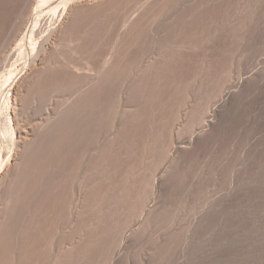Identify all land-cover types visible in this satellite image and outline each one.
<instances>
[{
	"label": "rangeland",
	"instance_id": "374dc122",
	"mask_svg": "<svg viewBox=\"0 0 264 264\" xmlns=\"http://www.w3.org/2000/svg\"><path fill=\"white\" fill-rule=\"evenodd\" d=\"M62 1L75 2V6H73L74 10H72L71 15L69 14L70 16L68 14L65 16L61 12H58L57 16L52 13L55 12V6L59 5ZM95 1L96 0H0V144L2 150L0 173L4 169L5 164L12 159V154L8 151L6 146L8 128L5 117L9 107V102H7L9 97L8 94L12 92L17 78L25 76V73L28 71V64L31 62L29 60H32L31 58L43 54V58L47 62L44 68H42L44 70L40 69L37 72H33L34 74H32L31 79H29L30 77H26L27 80L25 78L26 82L23 79L21 84L27 83L26 86L23 84L25 87L20 84V88L23 87L21 90L25 89L23 91L26 92L22 91L17 113L22 115L21 113H24V104L26 106L29 104V107H25L26 114L24 113L25 116L29 115V118L27 117L28 119L26 120L25 117H21L19 114L18 116L23 118H19L21 121H28V124L31 122V130L33 133L31 138L35 137L31 139V142H28L29 145H26L24 148L25 150H21L20 153L22 155L20 156V153L18 154L16 165L9 175L3 177L2 179L4 180H0V184L2 185L0 186V203L2 204H0V210L2 211H0V230H3L4 234L3 235L0 231L2 235V237L0 235V245L5 244V246H0V252H3L0 253V264L3 262H8L9 264H50L51 260H53L52 264H71V262L72 264H74V262L75 264H96V261L98 264H108L109 260L111 264H264V0H165V2L163 0H141V2L140 0H122L123 2L121 0H106L107 2L98 1L97 3ZM158 1L160 2L158 3ZM187 1L188 4H186ZM149 4H152L151 8ZM180 4L182 8L180 7L178 9L177 7H179ZM139 7L142 10L139 9ZM144 7H147V10ZM174 9L175 13L173 12ZM60 13L63 16H59L61 15ZM51 14L54 15L52 16L53 18ZM40 16L41 18H39V21L37 17ZM134 18L135 20H133ZM36 19L38 20V23L36 22L37 25L35 24ZM64 20L66 22L68 20L65 26ZM129 20H131V22ZM154 22L157 23L155 24ZM160 23L162 25H160ZM30 26L31 28L33 27L32 30ZM162 26L164 27L162 28ZM131 27L132 29H130ZM152 28L157 31H151ZM30 33L32 35H30ZM29 36H32L31 39H28L30 38ZM152 40L155 41V43ZM148 60H150L149 63L147 62ZM104 61L106 62L105 64ZM59 63H62V65ZM101 65L103 66L102 70ZM55 68H57V70ZM49 69L52 71L50 72ZM88 69L90 71H88ZM105 69L107 70L105 71ZM74 70L77 71L75 72ZM83 71H93L91 72L92 74H86H88L87 76H89V74L93 76L92 79H94L91 84L95 82L97 84L90 85L89 82L91 79L89 81V78H86L87 76ZM102 71L104 72L102 73ZM136 71L140 72H138L135 77L134 73H136ZM99 73H101V79L99 78ZM42 74L46 76L43 77ZM82 74H84L87 79H85L86 81ZM101 75H104L105 78L104 76L101 77ZM131 75L134 77L132 76V78ZM249 75L250 81L248 80L238 91H236L237 88L230 87V89L232 88V94L229 97L230 100L228 98L226 101H220V99L222 100L223 98L218 96L219 89L224 88L226 92L228 88L225 89V87H228V85L232 83L235 84L240 77H248ZM39 76H41V78H39ZM49 76L51 77L49 78ZM7 77H9V79H7ZM48 78L50 80H48ZM42 79L45 81H42ZM95 79H98V82ZM83 81L87 85V88H85L86 85ZM103 84L104 86H102ZM81 85L87 90H82ZM29 86L30 88H28ZM88 88L91 90L88 91ZM79 90H81V92ZM84 91L86 92L85 94ZM28 92L31 94L29 97L27 95ZM34 92L37 93L33 94ZM80 93L86 95L85 98L88 97V95L91 97L85 99ZM33 95L36 96L33 97ZM78 96L83 98L84 105H82V100L79 99ZM32 97L35 98L33 101L31 100ZM232 98L234 99L232 100ZM21 100H24L26 103ZM34 101H36V103ZM77 101L83 107H81ZM209 101L220 102V104L217 102V106H221L223 102V107L221 106L222 108L218 107V110L216 109L218 112L216 111V114L214 113L215 118L213 114L211 117L214 119L210 118L212 121L208 127H203L204 130L206 128L204 131L202 129L204 125L196 120H198L197 117L200 116L201 112L204 110V104L206 105ZM30 102L32 104H30ZM62 104L63 106L61 107ZM119 105L120 107L122 106L121 110ZM226 105L228 106L226 107ZM78 106H80L79 109ZM26 108L30 111H26ZM19 109L21 111H19ZM54 109L57 110V113H55V116H52L55 112ZM86 109L88 111H84ZM34 110L35 112L33 113L32 111ZM90 110V114L94 112V114H92L94 119L87 113ZM119 110L122 111V114L117 113L120 112ZM63 111H66L68 117H63L64 115L61 116L62 114H66L63 113ZM77 111L80 115L85 116L87 122L84 116L80 117L76 115L78 114ZM81 112L87 113L88 116L83 113L81 114ZM36 113L37 117H35ZM59 113L62 114L60 115ZM31 114L35 119L31 117ZM58 114V117L63 118H61L60 121V118H54L57 117L56 115ZM105 114L107 115L104 116ZM116 114H121V117L123 115L122 118L125 119L123 120ZM42 115H47V117L44 116L43 119V117H41ZM208 116L210 117V115ZM38 118L39 120L34 123L32 122ZM55 119L59 122H55L56 126L58 124L57 127L59 128L57 129H59V131L56 129L55 124H52ZM118 119H121V121L123 120L122 122L126 120V123L124 122L121 124V121L117 122ZM83 120L86 123L82 122ZM51 121L52 123H50ZM65 121L67 123V128L70 126L69 132L65 130L67 133L63 131V128L66 126V123H64ZM60 122L62 124L64 123L63 125L65 126ZM50 124L52 128L54 126L55 128L53 129L57 131L53 130ZM60 124L63 127H61ZM200 124H202V126ZM85 125H87L86 128ZM95 125L96 127H94ZM48 127L51 132L46 129ZM38 128L40 129L36 130ZM189 129L190 131H188ZM198 130H200L202 134H199L200 131L198 132ZM83 131L86 134H84ZM58 132H60V135ZM81 132L83 134H81ZM49 133L52 134L48 135ZM54 133L58 134L51 137ZM61 133L66 135L62 136ZM68 133L69 136H67ZM73 134L75 137H73ZM107 134L109 135L107 139H105ZM192 134L196 135L197 138L194 136L193 140H195H191V142H189L190 146H188L186 143L190 139L189 135L192 136ZM98 136H100V138ZM58 137H61L60 139L68 137L66 139L69 140L62 139V141L66 140V142L63 143L60 141L61 143L59 142L58 146L56 145V141L60 140ZM101 137H104V141ZM109 137H111V139H109ZM40 138H43V140ZM46 138H50V140L48 141ZM54 138L58 139L56 140ZM96 138L103 142L106 140V145L109 143L108 140H111L109 143L110 145L103 146L105 143H100L98 140L96 141ZM70 139H73L74 142H71ZM51 140H53L54 143H52ZM36 142L37 144H43V142H45V146L51 145V147H45L44 144L43 146L39 144L40 146L35 147L36 144L34 143ZM31 143H33L34 146ZM67 143L69 145H67ZM99 143L102 145V148ZM60 144L62 145L61 147L66 150L62 149ZM184 144L185 147L181 150H176V147L180 145L184 146ZM53 145L54 147L56 145L57 153L54 151L56 148L52 147ZM39 147H41V150H39ZM74 147L77 149L71 150V148ZM88 147L90 150L93 149L92 151L95 153L92 154L93 152L91 153ZM169 147H171V154L169 153ZM43 148L44 150L48 148L49 153L52 154H49L48 150L44 151ZM26 149L30 152H27ZM35 149H38L40 153ZM51 149L57 155L60 149H62L63 153H59V158L53 156L54 160H52V155L55 154L54 152H50ZM94 149L96 150L94 151ZM103 149L104 151L102 152ZM97 150L99 151L98 154ZM42 151L45 154L48 153L49 156L51 155L48 160H45L48 155L45 157V154H41L43 153ZM69 151H71V153H69ZM25 152L28 153V155H25ZM169 154L173 156V160ZM41 155L45 158H41ZM83 155L87 156L86 161L84 160L86 157ZM22 156L26 157V159ZM97 156H99L100 159ZM168 156L171 157L170 160ZM21 157L22 160H20ZM29 160L32 161V163L29 162ZM34 160H39L38 162L40 165L37 162L33 163L35 162ZM43 160L47 163L49 160L50 163L53 162L48 164L50 165L49 167L47 163L46 165L44 164L45 166L43 165ZM54 161H57V163L55 162L56 165ZM82 162L84 163L83 166L81 165ZM29 163L30 165H28ZM41 164L43 166L42 169ZM52 164L57 167L55 170V166H51ZM35 165L37 167H35ZM170 165L172 167H170ZM23 167L26 170H24ZM48 167H53V169L51 168L50 170ZM36 169H40V172L44 174L42 175L36 172L38 176L41 174V176L37 177L45 180L44 183L43 180L41 183H39L40 179L36 180L37 178L35 177L37 174L33 173ZM43 169H48V171ZM162 169L163 173L161 172ZM22 170L23 172L21 173ZM59 170L60 172H56ZM78 170H80L81 173ZM25 171H29L28 173L30 174H25ZM11 173L14 175L12 176ZM79 173L81 175L83 173V175L81 176ZM90 173L92 175H90ZM23 175H25L26 178L25 176L23 177ZM46 175L49 177H45ZM154 175H158V178ZM29 176L34 178L36 184L32 178V183L30 179H27ZM151 177L157 178L156 185L158 187L152 186L154 179H151ZM76 179H79L77 183L78 188L75 184L77 182ZM19 181L20 183L18 185ZM24 182L28 184L25 185ZM12 183L17 186H14ZM149 183L152 185L148 186ZM29 184H32L34 187ZM46 184H48V186ZM50 185L52 186L49 187ZM83 185L84 187L82 188ZM21 186H25V188ZM35 187L37 189H35ZM39 187H42V189H39L40 193L36 192V190L39 191ZM152 187L153 191H151ZM27 188H31L32 192ZM49 188H51L52 191ZM19 189L22 190L19 191ZM23 189L28 191H24L23 193ZM44 189L47 190L45 191ZM41 190L45 193L43 191L41 192ZM74 190L77 196L74 195ZM128 190L131 192L136 191L131 193ZM29 191L32 195L36 192V196H32L34 201L32 197H30ZM4 192L5 194H3ZM37 193L40 196H38ZM126 193L128 194L126 195ZM151 193H153L154 196ZM6 194L9 195L6 196ZM42 194L46 197L44 196L42 198ZM22 195L25 196L26 199L25 197H21ZM9 196L13 199L11 200ZM106 196L108 197L106 198ZM18 197H21L20 202ZM155 197H157V200ZM146 198L149 202L145 200ZM14 199L18 203L15 204ZM79 199L82 201H80V204H77V202L79 203ZM152 199H154L152 201L153 203L150 201ZM25 201L29 203L39 202V204H28ZM19 203L21 204L19 205ZM138 203L141 207H139ZM46 204H49V208ZM14 205L15 208H13ZM28 205L30 208L27 207ZM17 206L21 208L23 213L21 210L17 209ZM73 206L77 208L75 209ZM70 207H73L76 211L74 212L73 208L71 211ZM148 207L153 208L150 209ZM27 208L28 210H26ZM3 209L4 216L2 214ZM153 209V213H150ZM10 212L13 213L12 216ZM24 213L27 216L24 215ZM8 215L10 216L7 218ZM29 215L32 216L30 217ZM10 217H13L14 223ZM23 218L24 221H20L23 220ZM9 220H11V222ZM113 221L115 223H113ZM17 222L20 224H17ZM96 222L99 223H97L98 226ZM68 224L70 226H68ZM74 224L76 225L74 226ZM7 225L10 228H8ZM13 225L16 228L12 227ZM131 226H134V228H131ZM17 227L20 231L22 230L21 233L24 232V234L22 233V238V234L20 235V231ZM25 227L29 230H25ZM41 228H43V230ZM104 228L108 231L106 232ZM13 230L14 232H12ZM16 230L18 231L16 232ZM37 231L38 235L40 234L39 236L37 235ZM4 232H8V235ZM73 234L75 235L73 236ZM107 234L109 236H107ZM111 235L114 238L111 239ZM19 236L20 238H18ZM77 236H80L79 239ZM125 236L129 241H127V238H124ZM84 237H86L85 240ZM1 238H3V240ZM8 238L12 239L10 240L13 242H10L11 245ZM4 239L7 241L5 242ZM113 239H115L116 242ZM95 240L97 242H95ZM75 241L78 242L74 244ZM113 241L114 243L112 244ZM21 242L22 244H20ZM93 242L95 246L92 244ZM72 243L74 245L71 246ZM117 243H119L118 246ZM54 244H56V248L52 247ZM64 245H67L66 248ZM90 247H92V249ZM4 248L9 251L8 256L6 249L3 250ZM59 248L62 249L59 250ZM70 248L71 250L69 251ZM87 249L89 252H87ZM19 250L20 252H18ZM35 250L36 252H34ZM56 253H59L57 255L58 257H54ZM76 253L78 256L75 257L74 255H76ZM21 256L24 259H21ZM110 256H114L113 258L115 261L113 260V262H111L113 258ZM50 257H52V259ZM93 257L96 261L92 259ZM115 257L117 258L115 259ZM1 258H3V260ZM18 258L19 260H17Z\"/></svg>",
	"mask_w": 264,
	"mask_h": 264
},
{
	"label": "bare ground",
	"instance_id": "6f19581e",
	"mask_svg": "<svg viewBox=\"0 0 264 264\" xmlns=\"http://www.w3.org/2000/svg\"><path fill=\"white\" fill-rule=\"evenodd\" d=\"M98 1H106V0H96L95 2L97 3ZM115 1H116V0H115ZM121 1H122V0H121ZM154 1H155V0H154ZM163 1L165 2V0H163ZM189 1H190V0H189ZM62 2H63V1H62ZM62 2H61L59 5L55 6V8H56V9H55L56 14H55V12H52V13H53L55 16L58 15V14H57L58 12L63 13V15H65V16H67V14H68V15H69V14L71 15L72 10H74V9H73V6H75V2L67 1V2H63V4H62ZM106 2H107V1H106ZM122 2H123V1H122ZM140 2H141V0H140ZM159 2H160V1H158V3H159ZM191 2H193V1H191ZM197 2H198V1H197ZM71 3H72V4H71ZM96 3H95V4H96ZM102 3H103V2H102ZM151 3H152V2H151ZM158 3H157V5H158ZM98 4H101V3H98ZM115 4H116V3H115ZM119 4H120V3H119ZM155 4H156V3H155ZM186 4H188V1H187ZM191 4H194V3H191ZM96 5H97V4H96ZM111 5H112V4H111ZM117 5H118V4H117ZM147 5H148V4H147ZM149 5H150V4H149ZM151 5H152V4H151ZM151 5L149 6L150 8H151ZM183 5H184V4H183ZM194 5H195V4H194ZM203 5H204V4H203ZM102 6H103V5H102ZM141 6H144V5H141ZM145 6H146V5H145ZM185 6H186V5H185ZM199 6H201V5H199ZM135 7H136V6H135ZM155 7H156V6H155ZM157 7H158V6H157ZM159 7H160V5H159ZM161 7H162V6H161ZM180 7L182 8L181 4H180V6L177 7V8L179 9ZM183 7H184V6H183ZM144 8H145V7H144ZM146 8H147V7H146ZM146 8H145V9H146ZM177 8H176V9H177ZM198 8H199V7H198ZM101 9H102V8H101ZM139 9H141V8L139 7ZM171 9H172V8H171ZM136 10H138V9H136ZM141 10H142V9H141ZM143 10H144V9H143ZM146 10H147V9H146ZM150 10H151V9H150ZM180 10H182V9H180ZM184 10H185V9H184ZM189 10H190V9H189ZM144 11H145V10H144ZM144 11H143V12H144ZM100 12H101V11H100ZM173 12L175 13V9H174ZM179 12H180V11H179ZM189 12H190V11H189ZM61 13H60V14H61ZM64 13H66V14H64ZM147 13H148V12H147ZM149 13H150V12H149ZM174 13H173V14H174ZM176 13H177V12H176ZM180 13H181V12H180ZM190 13H191V12H190ZM190 13H189V14H190ZM53 14H51V17L54 16ZM141 14H142V13H141ZM141 14H140V15H141ZM191 14H192V13H191ZM63 15L61 14V15H59V16H63ZM70 15H69V16H70ZM132 15H134V14H132ZM136 15H137V14H136ZM147 15H149V14H147ZM186 15H187V14H186ZM47 16H48V15H47ZM47 16H46V17H47ZM145 16H146V15H145ZM192 16H193V14H192ZM140 17H141V16H140ZM143 17H144V16H143ZM143 17H142V18H143ZM168 17H170V16H168ZM171 17H174V16H171ZM175 17H176V16H175ZM183 17H184V15H183ZM190 17H191V16H190ZM39 18H41V16H40V17H37L38 20H39ZM52 18H53V17H52ZM52 18H51V19H52ZM132 18H133V16H132ZM146 18H147V17H146ZM152 18H153V16H152ZM152 18H151V19H152ZM177 18H178V17H177ZM37 19H36V21H35V24H36V25H37V23H38V20H37ZM68 19H69V18H68ZM137 19H138V18H137ZM140 19H141V18H140ZM140 19H139V20H140ZM144 19H145V18H144ZM190 19H191V18H190ZM133 20H135V18H134ZM141 20H142V19H141ZM170 20H171V19H170ZM39 21H40V20H39ZM64 21H65V20H64ZM73 21H74V20H73ZM125 21H126V20H125ZM129 21L131 22V20H129ZM142 21H144V20H142ZM36 22H37V23H36ZM67 22H68V20H67ZM67 22L65 21L64 26L66 25ZM77 22H78V21H77ZM130 22H129V23H130ZM147 22H148V21H147ZM174 22H175V21H174ZM185 22H186V21H185ZM142 23H143V22H142ZM152 23H153V22H152ZM154 23H155V22H154ZM156 23H157V22H156ZM156 23H155V24H156ZM168 23H169V22H168ZM182 23H183V22H182ZM71 24H72V23H71ZM131 24H132V23H131ZM158 24H159V23H158ZM122 25H124V24H122ZM127 25H128V24H127ZM160 25H162V24L160 23ZM160 25H159V26H160ZM171 25H172V24H171ZM178 25H179V23H178ZM178 25H176V26H178ZM31 26H32V25H31ZM31 26H30V28H31ZM64 26H63V27H64ZM129 26H130V25H129ZM148 26H149V25H148ZM154 26H155V25H154ZM156 26H157V25H156ZM159 26H158V27H159ZM33 27H34V25H33ZM33 27H32V28H33ZM36 27H37V26H36ZM124 27H125V26H124ZM126 27H127V26H126ZM151 27H152V26H151ZM163 27H164V26H162V28H163ZM32 28H31V30H32ZM35 29H36V28H35ZM124 29H125V28H124ZM128 29H129V28H128ZM130 29H132V27H131ZM154 29H155V27H154ZM154 29L152 28L151 31L156 32L157 30L155 31ZM157 29H158V28H157ZM166 29H167V28H166ZM27 30H28V29H27ZM31 30H29V31H31ZM33 30H34V29H33ZM126 30H127V29H126ZM180 30H181V29H180ZM122 31H123V30H122ZM166 31H167V30H166ZM123 32H124V31H123ZM128 32H129V31H128ZM160 32H161V31H160ZM152 33H153V32H152ZM123 34H125V33H123ZM127 34H128V33H127ZM155 34H156V33H155ZM158 34H160V33H158ZM25 35H26V33H25ZM30 35H32V34L30 33ZM129 35H130V32H129ZM162 35H163V34H162ZM158 36H159V35H158ZM158 36H157V37H158ZM29 37H30V38H28V39H31L32 36H29ZM129 37H130V36H129ZM158 38H159V37H158ZM127 40H129V39H127ZM131 40H132V39H131ZM153 40H154V37H153ZM153 40H152V41H153ZM155 40H156V39H155ZM31 41H32V40H31ZM31 41H30V42H31ZM116 41H117V39H116ZM153 42L155 43V41H153ZM132 43H133V42H132ZM132 43H130V44H132ZM16 44H17V43H16ZM22 44H23V43H22ZM127 44H128V43H127ZM154 45H155V44H154ZM20 46H21V45H20ZM32 47H33V46H32ZM30 48H31V47H30ZM33 48H34V47H33ZM128 48H129V47H128ZM31 49H32V48H31ZM22 50H23V49H22ZM26 50H27V49H26ZM32 50H33V49H32ZM35 50H36V49H35ZM40 50H41V49H40ZM20 51H21V50H20ZM28 51H29V50H28ZM37 51H39V50H37ZM41 51H42V50H41ZM27 53H28V52H27ZM40 53H41V52H40ZM20 54H21V53H20ZM28 54H29V53H28ZM37 54H38V52H37ZM21 55H22V54H21ZM29 55H30V54H29ZM113 55H114V54H113ZM22 56H23V55H22ZM30 56H31V55H30ZM109 56H110V55H109ZM31 57H32V56H31ZM31 57H30V58H31ZM43 57H44L43 54H39V55H37V56L31 58L32 60H29V61H31V62H30V64H28L29 67H28V71L25 73V76H21V77L17 78V80H16L15 83H14V84H15L14 86L11 84V85L13 86V88H12V92H9V94H8L9 97H8V101H7V102H9V107H8L7 114H6V117H5V122H6V125H7V128H8V131L6 130V131L8 132V133L6 132V133L8 134V137L6 136V137H7V141H8V142L6 141V146H7V148H8V151H10L11 154H12V159H10V160L8 161L7 164H5L4 169H3L2 172L0 173V180H4V179H2V178H3V177H6L7 175H9V173L11 172V170H12V169L15 167V165H16V161L18 160L17 158H18V156H19L18 154L21 152L22 149L25 150L24 148L26 147V145H27V144L29 145L28 142H29V141L31 142V139H33V138L35 137V136L33 135L34 137L31 138V137H32V134H33V133H32V130H31V126H32L31 122H29L30 124H28V123H27L28 121H27V122L24 121V120L21 121V120L19 119V118H21V117H25L26 120L29 118V115H28V116H25V114H26V113H25V107H27L29 104L27 103V104H28L27 106L24 104L25 107H23V108H24V113H25V114H24V113H21V114L24 115V116H22V115H20L19 113H17V110H18V107H19V105H20V99H21V96H22V91L25 90V89H22V90H21V88H23V87L20 88V84H21V82L23 81V79L25 80L26 77H27V78L30 77L29 79H31L32 74H34L33 72H35V71L37 72V71H39L40 69L44 68V66L47 64V62H46V60H45ZM111 57H112V56H111ZM14 58H15V57H14ZM20 58H21V57H20ZM20 58H19V59H20ZM25 59H26V58H25ZM107 59H108V57H107ZM153 59H154V58H153ZM20 60H21V59H20ZM155 60H156V59H155ZM115 61H116V60H115ZM149 61H150V60H148L147 62L149 63ZM17 62H18V61H17ZM108 62H109V61H108ZM152 62H153V61H152ZM152 62H151V63H152ZM48 63H49V62H48ZM54 63H55V62H54ZM54 63H53V64H54ZM105 63H106V62L104 61V64H105ZM142 63H143V62H142ZM154 63H155V62H154ZM14 64H15V63H14ZM59 64L62 65V63H59ZM114 64H115V63H114ZM116 64H117V63H116ZM146 64H147V63H146ZM51 65H52V64H51ZM63 65H64V64H63ZM140 65H141V64H140ZM144 65H145V64H144ZM152 65H154V64H152ZM94 66H95V65H94ZM104 66H106V65H104ZM107 66H108V64H107ZM47 67H48V66H47ZM50 67H52V66H50ZM59 67H60V66H59ZM90 67H91V66H90ZM102 67H103V66L101 65V70L103 69ZM114 67H115V66H114ZM52 68H53V67H52ZM88 68H89V65H88ZM95 68H96V67H95ZM98 68H99V66H98ZM109 68H110V67H109ZM111 68H112V67H111ZM141 68H143V67H141ZM55 69L57 70V68H55ZM61 69H63V68H61ZM93 69H94V68H93ZM138 69H139V68H138ZM145 69H146V67H145ZM147 69H148V67H147ZM42 70H44V69H42ZM47 70H48V68H47ZM99 70H100V69H99ZM106 70H107V69H105V71H106ZM112 70H113V69H112ZM112 70H110V71H112ZM135 70H136V69H135ZM141 70H142V69H141ZM49 71H50V69H49ZM51 71H52V70H51ZM51 71H50V72H51ZM74 71H75V70H74ZM74 71H73V72H74ZM76 71H77V70H76ZM76 71H75V72H76ZM88 71H90V70L88 69ZM88 71H87V72H86V71H83V72H85V75H86V76L88 75V74H86V73H91V72H93V71H91V72H88ZM95 71H96V70H95ZM110 71H109V73H110ZM12 72H13V71H12ZM46 72H48V71H46ZM53 72H54V71H53ZM66 72H67V71H66ZM79 72H80V71H79ZM79 72H77V73H79ZM103 72H104V71H102V73H103ZM138 72H140V71H138ZM138 72L136 71V73H134V74H135V77H136V74H137ZM142 72H144V71H142ZM142 72H141V73H142ZM13 73H14V72H13ZM41 73H42V72H41ZM43 73H44V72H43ZM61 73H62V72H61ZM105 73H106V72H105ZM105 73H104V74H105ZM131 73H132V72H131ZM141 73H139V74H141ZM236 73H237V72H236ZM63 74H64V73H63ZM75 74H76V73H75ZM80 74H81V73H80ZM91 74H92V73H91ZM91 74H89V76H87L86 78H87V79L89 78V81H90V79H91L90 82L88 81V82L90 83V85H92V84L95 85V83H96L95 81H94L95 83H92V84H91V82H93L92 80L94 79V78L92 79L93 76H91ZM100 74H101V73H99V78H100ZM134 74H133V75H134ZM239 74H240V73H239ZM12 75H13V74H12ZM35 75H36V73H35ZM35 75H34V76H35ZM39 75H40V74H39ZM96 75H97V74H96ZM106 75H107V74H106ZM133 75H131V77H132ZM253 75H254V74H253ZM253 75H252V76H253ZM259 75H260V74H259ZM36 76H37V75H36ZM42 76L44 77V76H46V75H45V74H42ZM55 76H56V75H55ZM55 76H53V77H55ZM60 76H62V75H60ZM82 76L84 77V80H85L86 78H85L84 74H82ZM82 76H81V79H82ZM103 76H104V75H103ZM103 76L101 75V77H103ZM240 76H241V75H240ZM252 76H251V77H252ZM255 76H256V75H255ZM255 76H254V77H255ZM260 76H261V75H260ZM5 77H6V76H5ZM50 77H51V76H49V78H50ZM90 77H91V78H90ZM133 77H134V76H133ZM133 77H132V78H133ZM139 77H141V76H139ZM256 77H258V76H256ZM27 78H26V80H27ZM37 78H38V77H37ZM39 78H41V76H39ZM39 78H38V79H39ZM49 78H48V80H50ZM96 78H97V77H96ZM104 78H105V76H104ZM104 78H103V79H104ZM231 78H232V77H231ZM258 78H259V77H258ZM7 79H9V77H7ZM29 79H28V80H29ZM35 79H36V78H35ZM87 79H86V80H87ZM100 79H101V78H100ZM100 79H99V80H100ZM103 79H102V81H103ZM137 79H138V78H137ZM249 79H250V75H249L248 77H247V76H245V77H240V78L238 79V81H237L235 84L232 83L233 86H232V84H231V85H228V87H225V89L228 88V90H227L226 92H225L224 88L219 89L220 91L218 92V96H220V98H223L222 100L220 99V101H226V99H228V98L230 97V95L232 94V91H231L232 88L230 89V87H233V88L235 87V88H237L236 91H238V89L241 88V87H243L244 84H245ZM254 79H256V78H254ZM254 79H253V80H254ZM26 80H25V82H26ZM82 80H83V79H82ZM86 80H85V81H86ZM95 80L98 82V79H95ZM130 80H131V78H130ZM226 80H227V79H226ZM256 80H257V79H256ZM13 81H14V80H13ZM42 81H45V80L42 79ZM134 81H135V80H134ZM139 81H140V80H139ZM249 81H250V80H249ZM27 82H28V81H27ZM83 82H84V81H83ZM99 82H100V81H99ZM223 82H224V81H223ZM228 82H229V80H228ZM7 83H8V82H7ZM7 83H6V85H7ZM30 83H31V82H30ZM57 83H58V82H57ZM86 83H87V82H86ZM89 83H88V84H89ZM253 83H254V82H253ZM4 84H5V83H4ZM18 84H19V85H18ZM23 84H24V83H23ZM23 84H21V85H22V86H24V85L26 86V85H27V83H25L24 85H23ZM28 84H29V83H28ZM40 84H42V83H40ZM40 84H39V85H40ZM84 84H85V82H84ZM84 84H83V85H84ZM96 84H97V83H96ZM98 84H100V83H98ZM104 84H105V83H104ZM104 84H103L102 86H104ZM83 85H81L82 90H85V91H86L87 89H84V88H83ZM85 85H86V84H85ZM94 85H93V86H94ZM123 85H124V84H123ZM216 85H217V84H216ZM250 85H251V84H250ZM4 86H5V85H4ZM9 86H10V84H9ZM25 86H24V87H25ZM31 86H32V84H31ZM56 86H57V85H56ZM248 86H249V85H248ZM34 87H35V86H34ZM57 87H59V86H57ZM79 87H80V86H79ZM213 87H216V86H213ZM250 87H251V86H250ZM252 87H253V86H252ZM28 88H30V86H29ZM36 88H38V87H36ZM36 88H35V89H36ZM85 88H87V85H86ZM35 89H34V90H35ZM214 89H215V88H214ZM229 89H230V90H229ZM10 90H11V89H10ZM32 90H33V89H32ZM32 90H31V92H32ZM90 90H91V89H90ZM90 90H89V88H88V91H90ZM93 90H94V87H93ZM217 90H218V89H217ZM217 90H216V91H217ZM223 90H224V91H223ZM242 90H244V89H242ZM27 91H29V90H27ZM35 91H37V90H35ZM79 91L81 92V90H79ZM85 91H84V94L86 93ZM234 91H235V89H234ZM23 92H26V91H23ZM121 92H122V91H121ZM214 92H215V91H214ZM223 92H225V93H223ZM36 93H37V92H36ZM36 93L34 92L33 94H36ZM38 93H41V92H38ZM240 93H241V92H240ZM80 94H82V95L84 96V98H85L86 95H84L83 93H80ZM89 94H90V93H89ZM91 94H92V93H91ZM120 94H121V93H120ZM212 94H213V92H212ZM233 94H235V93H233ZM25 95H26V94H25ZM27 95H28V97H29V95H31V94H29V92H28ZM39 95H40V94H39ZM39 95H38V97H39ZM121 95H122V94H121ZM34 96H36V95H33V97H34ZM79 96H80V95H79ZM79 96H78V97H79ZM119 96H120V95H119ZM209 96H210V95H209ZM216 96H217V95H216ZM233 96H234V95H233ZM237 96H238V95H237ZM26 97H27V96H26ZM33 97H32V99H31L32 101H33V99H35V98H33ZM89 97H91V96L88 95V97H86V98H89ZM122 97H123V96H122ZM206 97H207V96H206ZM213 97H214V96H213ZM30 98H31V97H30ZM30 98H29V99H30ZM86 98H85V99H86ZM77 99H78V98H77ZM79 99H81V100H82V103H83V98L79 97ZM79 99H78V100H79ZM213 99H214V98H213ZM218 99H219V97H218ZM233 99H234V98H232V100H233ZM25 100H26V99H25ZM81 100H80V101H81ZM87 100H88V99H87ZM93 100H94V99H93ZM93 100H92V101H93ZM206 100H207V99H206ZM211 100H212V99H211ZM216 100H217V99H216ZM229 100H230V98H229ZM229 100H228V101H229ZM21 101H22V100H21ZM23 101H24V100H23ZM23 101H22V102H23ZM119 101H120V100H119ZM207 101H208V100H207ZM27 102H28V101H27ZM34 102L36 103V101H34ZM202 102H203V101H202ZM217 102H218V101H217ZM217 102H211V101H209V102L206 103V105L204 104V106H205V107H204V110L201 112L200 116L197 117L198 120H196V121H198L199 123H202V124L204 125V126H202V124H200V125L202 126V129H203V127H208V125H209V124L211 123V121H212L210 118H213V117H211V116H212V115L218 110V109H217L218 107H221V106L223 105V102H222V105H221V106H219V105L217 106ZM231 102H232V101H231ZM11 103H12V104H11ZM24 103H26V102L24 101ZM35 103H34V104H35ZM62 103H63V102H62ZM77 103L79 104L78 101H77ZM92 103H93V102H92ZM119 103H120V102H119ZM218 103L220 104V102H218ZM30 104H32V103L30 102ZM87 104H88V103H87ZM87 104H86V105H87ZM228 104H229V103H228ZM22 105H23V104H22ZM79 105H80V104H79ZM82 105H84V103H83ZM88 105H90V104H88ZM199 105H200V104H199ZM62 106H63V104L61 105V107H62ZM80 106H81V105H80ZM80 106H78V109L80 108ZM227 106H228V105H226V107H227ZM21 107H22V106H21ZM28 107H29V106H28ZM61 107H59V108H61ZM81 107H83V106H81ZM85 107H86V106H85ZM85 107H84V109H85ZM87 107H89V106H87ZM91 107H92V106H91ZM119 107H120V105H119ZM121 107H122V106H121ZM121 107H120V110H121ZM202 107H203V106H202ZM222 107H223V106H222ZM222 107H221V108H222ZM224 107H225V105H224ZM56 108H57V107H56ZM59 108H58V110H59ZM63 108H64V107H63ZM65 108H66V107H65ZM26 109H27V108H26ZM46 109H47V108H46ZM66 109H67V108H66ZM66 109H64V110H66ZM82 109H83V108H82ZM89 109H91V108H89ZM123 109H124V107H123ZM216 109H217V110H216ZM47 110H48V109H47ZM47 110H46V111H47ZM54 110H55V109H54ZM60 110H61V109H60ZM120 110H119V111H120ZM19 111H21V110L19 109ZM26 111H30V110L27 109ZM79 111H80V110H79ZM81 111H82V110H81ZM84 111H88V110L86 109V110H84ZM94 111H95V110H94ZM100 111H101V110H100ZM123 111H126V110H123ZM22 112H23V111H22ZM32 112L34 113L35 110L32 111ZM53 112H54V111H53ZM60 112H61V111H60ZM90 112H91V110H90L89 112H87V113L92 117V114H94V112L92 111L93 113H91V114H90ZM96 112H97V110H96ZM104 112H105V111H104ZM121 112H122V111L117 112V113H121ZM217 112H218V111H217ZM30 113H31V112H30ZM55 113H57V110H55L54 115H52V116H55ZM63 113H66V111H63ZM77 113H78V114H76L77 116H78V115H79L80 117H83V116H84V115H80L78 111H77ZM82 113H83V112H81V114H82ZM87 113L84 112L83 114H85L86 116H88ZM98 113H99V112H98ZM98 113H97V114H98ZM101 113H103V112H101ZM114 113H115V112H114ZM209 113H210V114H209ZM18 114H19V116H21V117H19ZM28 114H29V112H28ZM47 114H48V113H47ZM59 114L61 115L62 113H59ZM59 114L56 115L57 117H54V118H56V119L60 118V117H58ZM99 114H100V113H99ZM99 114H98V115H99ZM103 114H104V113H103ZM121 114H122V113H121ZM121 114H119V115L116 114V115L119 116V117H121ZM215 114H216V113H215ZM215 114H214V118H215ZM34 115H35V114H34ZM48 115H49V114H48ZM63 115H64V116H63ZM106 115H107V114H105L104 116H106ZM197 115H198V114H197ZM208 115H210V117H209ZM44 116H45V115H42L41 117H43V119H44ZM50 116H51V115H50ZM61 116H63V117H66V116H67V117H68L67 113H66V114H62ZM93 116H94V115H93ZM96 116H97V115H96ZM113 116H114V114H113ZM113 116H112V117H113ZM27 117H28V118H27ZM31 117L34 118V116H33L32 114H31ZM31 117H30V118H31ZM35 117H37V113H36V116H35ZM45 117H47V115H46ZM72 117H73V116H72ZM94 117H95V116H94ZM97 117H98V116H97ZM100 117H101V116H100ZM115 117H116V116H115ZM115 117H114V118H115ZM122 117H123V115H122ZM122 117H121V118H122ZM192 117H193V116H192ZM208 117H209V118H208ZM33 118H32V119H33ZM48 118H49V117H48ZM52 118H53V117H52ZM61 118H62V117H61ZM61 118L59 119V121L61 120ZM84 118H85V116H84ZM88 118H90V117H88ZM92 118H93V117H92ZM92 118H91V119H92ZM102 118H103V117H102ZM117 118H118V117H117ZM214 118H213V119H214ZM21 119H23V118H21ZM34 119H35V118H34ZM43 119H41V120H43ZM56 119L54 120L53 123H52V121H51L50 123L55 124V126H56V123H55V122H57ZM62 119H63V118H62ZM93 119H94V118H93ZM95 119H96V118H95ZM97 119H98V118H97ZM100 119H101V118H100ZM100 119H99V120H100ZM111 119H112V118H111ZM122 119H123V118H122ZM124 119H125V118H124ZM124 119H123V120H124ZM37 120H39V118L36 119V120H33L32 122L34 123V122H36ZM46 120H47V119H46ZM46 120H45V121H46ZM66 120H67V119H66ZM88 120H89V119H88ZM113 120H114V119H113ZM115 120H116V119H115ZM123 120H122V121H123ZM20 121H21V122H20ZM29 121H31V120H29ZM45 121H44V122H45ZM67 121H68V120H67ZM80 121H81V118H80ZM85 121L87 122L86 118H85ZM85 121L83 120L82 122H85ZM118 121H121V119H118L117 122H118ZM122 121H121V122H122ZM213 121H214V120H213ZM40 122H41V121H40ZM61 122H62V121H61ZM61 122H60V123H61ZM86 122H85V123H86ZM90 122H91V121H90ZM97 122H98V121H97ZM113 122H114V121H113ZM124 122L126 123V120H125ZM124 122H122L121 124H123ZM193 122H194V120H193ZM57 123H59V122H57ZM64 123H66V121H65ZM64 123H63V124H64ZM88 123H89V122H88ZM43 124H44V123H43ZM61 124H62V123H61ZM61 124H60V126H61ZM63 124H62V125H63ZM91 124H92V123H91ZM114 124H115V123H114ZM121 124H119V125H121ZM28 125H29L30 127H29ZM33 125H34V124H33ZM39 125H40V123H39ZM89 125H90V124H89ZM89 125H88V127H89ZM197 125H198V123H197ZM211 125H212V124H211ZM211 125H210V126H211ZM34 126H35V125H34ZM46 126H47V125H46ZM50 126H51V124H50ZM57 126H58V124H57ZM57 126H56V129L59 128V127H57ZM63 126H65V125H63ZM63 126H61V127H63ZM86 126H87V125H85V128H86ZM90 126H91V125H90ZM114 126H115V125H114ZM35 127H36V126H35ZM61 127H60V128H61ZM82 127H84V126H82ZM82 127H81V129H82ZM94 127H96V125H95ZM40 128H42V127H40ZM40 128H38V129H36V130H39ZM51 128H52V126H51ZM53 128H55V127L53 126ZM53 128H52V129H53ZM66 128H67V123H66L65 128H63L64 130H63L62 128H61V129H62L63 131L68 130V132H69V128H70V126H69V128H67V129H66ZM98 128H99V127H98ZM116 128H118V127H116ZM33 129H34V128H33ZM46 129H47L48 131H50V130H49V127L46 128ZM52 129H51V130H52ZM56 129H53V130H56ZM87 129H88V128H87ZM87 129H86V130H87ZM113 129H114V128H113ZM118 129H119V128H118ZM118 129H117V130H118ZM187 129H188V128H187ZM193 129H194V127H193ZM207 129H208V128H207ZM211 129H212V128H211ZM34 130H35V129H34ZM57 130L59 131V129H57ZM57 130H56V131H57ZM82 130H83V129H82ZM95 130H96V128H95ZM111 130H112V129H111ZM191 130H192V129H191ZM194 130H195V129H194ZM203 130H204V129H203ZM205 130H206V128H205ZM205 130H204V131H205ZM48 131H47V132H48ZM56 131H55V132H56ZM84 131H85V129H84ZM84 131H83V133H84ZM89 131H90V130H89ZM92 131H93V130H92ZM96 131H97V130H96ZM98 131H99V129H98ZM188 131H190V129H189ZM199 131H200V130H198V132H199ZM207 131H208V130H207ZM207 131H206V132H207ZM38 132H40V131H38ZM38 132H37V133H38ZM50 132H51V131H50ZM60 132H62V131H60ZM60 132H58L59 135H60ZM65 132L67 133V131H65ZM99 132H100V131H99ZM111 132H113V131H111ZM118 132H119V130H118ZM195 132H196V131H195ZM202 132H203V131H202ZM58 133H54L53 136H51V137H54V135H55V134H58ZM83 133L81 132V134H83ZM89 133H90V132H89ZM113 133H115V132H113ZM116 133H117V131H116ZM119 133H120V132H119ZM119 133H118V134H119ZM200 133H201V131L199 132V134H200ZM207 133H208V132H207ZM7 134H6V135H7ZM50 134H52V133H49L48 135H50ZM61 134H62V133H61ZM63 134H64V132H63ZM63 134H62V136H65V135H66V134H65V135H63ZM84 134H86V133H84ZM87 134H88V131H87ZM201 134H202V133H201ZM35 135H36V133H35ZM38 135H39V134H38ZM41 135H42V134H41ZM59 135H58V136H59ZM70 135H71V134H70ZM104 135H105V134H104ZM108 135H109V134H107V136H106L105 139H107ZM112 135H113V134H112ZM204 135H205V134H204ZM44 136H45V135H44ZM46 136H47V135H46ZM67 136H69V133H68ZM71 136H72V135H71ZM71 136H70V137H71ZM86 136H88V135H86ZM114 136H115V135H114ZM189 136H190V139H189V141L186 143V144H188V146H190V145H189V142H191V140H193L194 136H196V135H193V134H192V136H191V135H189ZM73 137H75L74 134H73ZM73 137H72V138H73ZM98 137L100 138V136H98ZM104 137H105V136H104ZM104 137H103V138H104ZM124 137H125V136H124ZM44 138H45V137H44ZM58 138H59V137H58ZM58 138H57V139H58ZM60 138H61V137H60ZM60 138H59V139H60ZM66 138H68V137H64V138H62V139H66ZM101 138H102V137H101ZM103 138H102V139H103ZM188 138H189V137H188ZM196 138H197V136H196ZM38 139H39V138H38ZM40 139L43 140V138H40ZM46 139H48V141L50 140V138H46ZM52 139H53V138H52ZM54 139H56V138H54ZM57 139H56V140H57ZM62 139H60L59 141L57 140L58 142L56 141V143H57L56 145L59 146V142H60V141L64 143V142H66V140H69V139H66L65 141H62ZM82 139H83V138H82ZM109 139H111V137H109ZM112 139H113V138H112ZM70 140H71V142H74L73 139H70ZM97 140H98V139L96 138V141H97ZM194 140H195V139H194ZM194 140H193V141H194ZM1 141H2V140H1ZM36 141H37V140H36ZM48 141H47V143H48ZM51 141H52V143H54L53 140H51ZM54 141H55V140H54ZM98 141H99L100 143H102V142L104 141V139H103V141H102V140L100 141V139H99ZM108 141H109V143H110L111 140H108ZM123 141H124V140H123ZM32 142H33V141H32ZM34 142H35V141H34ZM37 142H38V141H37ZM37 142L34 143V144H36L35 147H38V146H40L39 144H42V143L37 144ZM45 142H46V141H45ZM45 142H43V144H44ZM61 142H60V143H61ZM68 143H69V142H68ZM68 143H67V145H69ZM93 143H94V142H93ZM100 143H99V144H100ZM103 143H105V144L103 145V146H105L106 143H107L106 140H105V142H103ZM109 143L107 144L108 146L110 145ZM31 144H33V143H31ZM34 144H33V146H34ZM43 144H42V146H43ZM50 144H51V143H50ZM70 144H71V143H70ZM190 144H191V143H190ZM193 144H194V143H193ZM195 144H196V143H195ZM56 145H55V147H54V145H53L52 147L56 148V150H54V151H56V153H57V147H56ZM74 145H75V144H74ZM74 145H71V146H74ZM100 145H101V144H100ZM107 145H106V146H107ZM170 145H171V144H170ZM31 146H32V145H31ZM33 146H32V148H33ZM44 146H45V144H44ZM49 146L51 147V145H47V146H45V147H49ZM61 146H62V145L60 144V147H61ZM93 146H94V145H93ZM93 146H91V147H93ZM98 146H99V145H98ZM98 146H97V147H98ZM27 147H29V146H27ZM60 147H58V148H60ZM66 147H67V146H66ZM91 147H90V148H91ZM97 147H95V148H97ZM171 147H172V146H171ZM171 147H169V153H170V148H171ZM183 147H185V144H184V146L180 145V146L176 147V148H177L176 150H179V149L181 150ZM186 147H187V146H186ZM192 147H193V145H192ZM40 148H41V147H39V150H41ZM54 148H52V149H54ZM61 148H62V147H61ZM67 148H69V147H67ZM75 148H76V147L71 148V150H72V149L74 150ZM86 148H87V147H86ZM99 148H100V146H99ZM101 148H102V145H101ZM187 148H188V147H187ZM190 148H191V147H190ZM28 149H29V148H28ZM30 149H31V147H30ZM52 149L50 150V152H54ZM62 149H65V148H62ZM62 149H60L61 151L59 150L58 155H59L60 152H62ZM76 149H77V148H76ZM104 149H105V148H104ZM104 149L102 150V152L104 151ZM184 149H185V148H184ZM26 150H27V149H26ZM31 150H32V149H31ZM35 150H37V152H38V149H35ZM35 150H34V152H35ZM43 150H44V148H43ZM45 150H46V151L48 150V153H49V149H48V148L45 149ZM45 150H44V151H45ZM65 150H66V149H65ZM68 150H70V149H68ZM88 150H90L89 147H88ZM92 150H93V149H92ZM92 150H90L91 153L93 152ZM95 150H96V149H94V151H95ZM28 151H29V150H27V152H28ZM75 151H76V150H75ZM75 151H74V152H75ZM172 151H173V150H172ZM1 152H2V150H1V144H0V158H1ZM29 152H30V151H29ZM42 152H43V151H42ZM74 152H72V153H74ZM85 152H87V151H85ZM175 152H176V151H175ZM180 152H181V151H180ZM23 153H24V152H23ZM32 153H33V152H32ZM35 153H36V152H35ZM38 153H40V152H38ZM46 153H47V152H46ZM48 153L45 154V153L43 152V153H41V154H45V157H46V155H48ZM56 153L54 152L55 155H52V160H54V159H53L54 157H58V155H57ZM62 153H63V152H62ZM69 153H71V151H69ZM76 153H77V152H76ZM88 153H89V152H88ZM94 153H95V152H93L92 154H94ZM98 153H99V151L97 150V154H98ZM105 153H106V152H105ZM178 153H179V152H178ZM26 154L28 155V153L25 152V155H26ZM29 154H31V153H29ZM33 154H34V153H33ZM49 154H52V153H49ZM66 154H67V152H66ZM86 154H87V153H86ZM100 154H101V153H100ZM170 154H171V153H170ZM170 154H169V155H170ZM175 154H176V153H175ZM21 155H22V154L20 153V156H21ZM37 155H38V154H37ZM62 155H63V154H62ZM104 155H105V154H104ZM167 155H168V154H167ZM178 155H179V154H178ZM35 156H36V155H35ZM38 156H39V155H38ZM38 156H37V157H38ZM48 156H49V155H48ZM48 156L45 158V157H42V155H41V158H45V160H48V158H50L51 155H50L49 157H48ZM53 156H54V157H53ZM73 156H74V155H73ZM83 156H84V155H83ZM170 156H171V155H170ZM170 156H168V157H170ZM176 156H177V155H176ZM22 157H24V156H22ZM22 157H21L20 160H22ZM27 157H28V156H27ZM32 157H33V156H32ZM63 157H64V156H63ZM68 157H69V156H68ZM84 157H86V159H85ZM84 157H83V158H84V160L86 161V160H87V156H84ZM97 157L99 158V156H97ZM97 157H96V158H97ZM100 157H101V156H100ZM171 157H172V160H173V156H171ZM171 157L168 158V159L170 160ZM2 158H3V157H2ZM24 158L26 159V157H24ZM33 158H34V157H33ZM58 158H59V157H58ZM58 158H56V159L59 160ZM60 158H61V157H60ZM98 158H97V159H98ZM164 158H165V157H164ZM177 158H178V157H177ZM28 159H29V157H28ZM30 159H32V158H30ZM34 159H35V158H34ZM36 159H37V158H36ZM38 159H39V157H38ZM97 159H96V160H97ZM99 159H100V158H99ZM39 160H40V159H39ZM39 160H37V161L34 160L35 162H33V163H36V162H37V163L39 164V162H38ZM45 160L42 161L43 165H44V164L46 165V163H47ZM104 160H105V159H104ZM172 160H171V161H172ZM23 161H24V160H23ZM27 161H28V160H27ZM44 161H45V163H44ZM49 161H50V160H49ZM49 161H48L47 165L50 163ZM78 161H79V160H78ZM81 161H82V160H81ZM88 161H89V160H88ZM166 161H167V160H166ZM171 161H170V162H171ZM178 161H179V160H178ZM20 162H21V161H20ZM29 162L32 163V161H30V160H29ZM52 162H53V161H52ZM52 162H51V163H52ZM55 162L57 163V161H54V163H55ZM60 162H61V159H60ZM83 162H84V161H83ZM83 162H82V164H81L82 166H83V164H84ZM92 162H93V161H92ZM163 162H164V161H163ZM172 162H173V161H172ZM22 163H23V162H22ZM22 163H21V164H22ZM25 163H26V161H25ZM40 163H41V162H40ZM51 163H50V164H51ZM56 163H55V165H56ZM38 164H37V165H38ZM58 164H59V162H58ZM63 164H64V163H63ZM93 164H94V163H93ZM28 165H30V163H29ZM39 165H40V164H39ZM45 165H44V166H45ZM55 165H54V166H55ZM61 165H62V164H61ZM78 165H79V164H78ZM88 165H89V164H88ZM91 165H92V164H91ZM19 166H20V165H19ZM21 166H22V165H21ZM41 166H42V164H41ZM41 166H40V167H41ZM48 166L50 167V165H48ZM51 166H53V164H52ZM54 166H53V167H54ZM63 166H64V165H63ZM168 166H169V165H168ZM30 167H31V166H30ZM30 167H29V168H30ZM32 167H33V165H32ZM35 167H37V166L35 165ZM49 167H48V168H49ZM53 167H51V168L53 169ZM60 167H61V166H60ZM88 167H89V166H88ZM90 167H91V166H90ZM170 167H172V166L170 165ZM23 168H24V167H23ZM23 168H22V169H23ZM27 168H28V167H27ZM42 168H43V166L41 167V169H42ZM45 168H46V167H45ZM51 168H49V169L51 170ZM55 168H57V167L55 166V167H54V170H55ZM167 168H168V167H167ZM19 169H20V168H19ZM32 169H33V168H32ZM62 169H63V168H62ZM86 169H87V168H86ZM88 169H89V168H88ZM169 169H170V168H169ZM24 170H26V169L24 168ZM38 170H39V171H38ZM38 170H37V169H36L35 171L33 170V171H34L33 173H34V174H37L35 178H37L36 180L40 179V182H39V181H38V182L41 183L43 179H42V178H38V177L41 176L42 173L40 172V169H38ZM43 170H45V171L47 170V171H48V169H43ZM57 170H58V169H57ZM65 170H66V169H65ZM84 170H85V169H84ZM14 171H15V170H14ZM14 171H13V172H14ZM29 171H30V170H29ZM29 171H27V172L25 171V174H26V173H27V174H30V173H28ZM41 171H42V170H41ZM52 171H53V170H52ZM78 171H80V170H78ZM81 171L83 172L82 169H81ZM81 171H80V173H81ZM87 171H88V170H87ZM87 171H85V172H87ZM92 171H93V169H92ZM164 171H165V170H164ZM167 171H168V170H167ZM22 172H23V170L21 171V173H22ZM36 172L41 173V174L38 176V173H36ZM53 172H55V171H53ZM56 172H60V170H59V171H56ZM85 172H84V173H85ZM161 172L163 173V169H162ZM15 173H16V172H15ZM43 173H45V172H43ZM80 173H79V175H81ZM156 173H157V172H156ZM11 174H12V173H11ZM16 174H17V173H16ZM18 174H19V172H18ZM31 174H32V173H31ZM45 174H48V173H45ZM62 174H63V173H62ZM86 174H87V173H86ZM154 174H155V173H154ZM164 174H165V173H164ZM13 175H14V174H12V176H13ZM19 175H20V174H19ZM19 175H18V176H19ZM21 175H22V174H21ZM42 175H44V174H42ZM60 175H61V174H60ZM82 175H83V173H82ZM82 175H81V176H82ZM84 175H85V174H84ZM90 175H92V174L90 173ZM161 175H162V174H161ZM16 176H17V175H16ZM24 176H25V175H23V177H24ZM30 176H31V175H30ZM30 176L27 177L28 180H29V179L31 180L32 177H30ZM32 176H33V175H32ZM37 176H38V177H37ZM47 176H48V175H46L45 177H47ZM57 176H58V175H57ZM81 176H80V177H81ZM88 176H89V175H88ZM154 176H155V175H154ZM157 176H158V175H157ZM157 176H155V177H157ZM159 176H160V175H159ZM10 177H11V176H10ZM10 177H9V178H10ZM23 177H22V178H23ZM42 177H43V176H42ZM48 177H49V176H48ZM89 177H90V176H89ZM11 178H12V177H11ZM25 178H26V176H25ZM55 178H56V177H55ZM66 178H67V177H66ZM75 178H76V177H75ZM77 178H78V177H77ZM114 178H115V177H114ZM157 178H158V177H157ZM157 178H154V177L152 178V177H151V179H154V183L152 182L153 185L149 183L148 186H151V185H152L153 187H158V186L156 185V184H157ZM16 179H17V177H16ZM18 179H19V177H18ZM27 179H26V180H27ZM87 179H88V177H87ZM91 179H92V178H91ZM110 179H111V178H110ZM162 179H163V178H162ZM10 180H11V179H10ZM10 180H9V181H10ZM32 180L35 182L34 178H32ZM32 180L30 181L31 183H32ZM53 180H54V178H53ZM76 180H77V179H76ZM78 180H79V179H78ZM78 180H77V182L75 181L76 183L74 182V183L76 184V187L78 186V184H77V183H78ZM88 180H89V179H88ZM115 180H116V179H115ZM132 180H133V179H132ZM14 181H15V180H14ZM21 181H22V180H21ZM44 181H45V180H43V183H44ZM47 181H48V180H47ZM133 181H134V180H133ZM158 181H159V180H158ZM160 181H161V180H160ZM16 182H17V180H16ZM52 182H53V181H52ZM56 182H57V181H56ZM65 182H66V181H65ZM84 182H85V181H84ZM88 182H89V181H88ZM88 182H87V183H88ZM111 182H112V181H111ZM113 182H114V181H113ZM134 182H136V181H134ZM149 182H150V181H149ZM1 183H2V181H1ZM4 183H5V182H4ZM4 183H3V184H4ZM6 183H7V182H6ZM19 183H20V181L18 182V185H19ZM24 183H25V182H24ZM43 183H42V184H43ZM54 183H55V182H54ZM74 183H73V184H74ZM80 183H81V182H80ZM80 183H79V184H80ZM7 184H8V183H7ZM7 184H6V185H7ZM12 184H13V183H12ZM26 184H28V183H25V185H26ZM35 184H36V182H35ZM35 184L33 183L34 186H35ZM51 184H53V183H51ZM75 184H74V185H75ZM107 184H108V183H107ZM109 184H110V183H109ZM131 184H132V183H131ZM136 184H137V183H136ZM159 184H160V182H159ZM159 184H158V185H159ZM161 184H162V183H161ZM13 185H14V184H13ZM29 185H30V184H29ZM31 185H32V184H31ZM31 185H30V186H31ZM33 185H32V186H33ZM46 185L48 186V184H46ZM53 185H54V184H53ZM67 185H68V184H67ZM71 185H72V184H71ZM133 185H134V184H133ZM0 186H2V185L0 184ZM14 186H17V185L15 184ZM27 186H28V185H27ZM30 186H28V187H30ZM34 186H33V187H34ZM40 186H41V185H40ZM44 186H45V185H44ZM51 186H52V185H50L49 187H51ZM63 186H64V185H63ZM72 186H73V185H72ZM90 186H91V185H90ZM134 186H135V185H134ZM9 187H10V185H9ZM19 187H20V186H19ZM21 187H23V186H21ZM83 187H84V185L82 186V188H83ZM132 187H133V186H132ZM153 187L151 188V191H153ZM159 187H160V186H159ZM23 188H25V186H24ZM31 188H32V187H31ZM31 188H29L30 191H31ZM40 188L42 189V187H39L38 190H39ZM43 188H44V187H43ZM56 188H57V186H56ZM58 188H59V187H58ZM74 188H75V186H74ZM77 188H78V187H77ZM91 188H92V187H91ZM100 188H101V187H100ZM110 188H111V187H110ZM115 188H116V186H115ZM149 188H150V187H149ZM27 189H28V188H27ZM29 189H28V190H29ZM32 189H34V188H32ZM35 189H37V188L35 187ZM49 189L51 190V188H49ZM66 189H68V188H66ZM85 189H86V188H85ZM94 189H95V188H94ZM105 189H106V188H105ZM108 189H109V188H108ZM129 189H130V188H129ZM158 189H159V188H158ZM3 190H4V189H3ZM10 190H11V189H10ZM12 190H13V189H12ZM16 190H17V189H16ZM20 190H22V189H19V191H20ZM28 190H26V189L24 190V189H23V193H24V191H28ZM44 190H45V189H44ZM46 190H47V189H46ZM46 190H45V191H46ZM61 190H62V189H61ZM72 190H73V189H72ZM114 190H115V189H114ZM119 190H120V189H119ZM155 190H156V188H155ZM155 190H154V191H155ZM14 191H15V190H14ZM19 191H18V192H19ZM30 191H29V193H30V197H32L33 195L36 196V192H39V193H40V190H39V191L36 190V192H34L35 194L32 195V194H31L32 191H31V192H30ZM42 191H43V190H41V192H42ZM51 191H52V190H51ZM106 191H107V190H106ZM110 191H111V190H110ZM128 191H130V190H128ZM135 191H136V190H135ZM135 191H133V192H135ZM149 191H150V190H149ZM157 191H158V190H157ZM2 192H3V191H2ZM43 192H44V191H43ZM48 192H49V190H48ZM60 192H61V191H60ZM60 192H59V193H60ZM74 192H75L74 195H76V191H75V190H74ZM74 192H73V193H74ZM77 192H78V191H77ZM79 192H80V191H79ZM114 192H115V191H114ZM123 192H124V191H123ZM130 192H131V191H130ZM133 192H131V193H133ZM15 193H16V192H15ZM25 193H26V192H25ZM44 193H45V192H44ZM46 193H47V192H46ZM50 193H51V192H50ZM52 193H53V192H52ZM55 193H56V192H55ZM61 193H62V192H61ZM73 193H72V194H73ZM101 193H102V192H101ZM106 193H107V192H106ZM137 193H138V192H137ZM149 193H150V192H149ZM153 193H154V192H153ZM153 193H151V194H153ZM156 193H157V192H156ZM0 194H1V193H0ZM3 194H5V192H4ZM16 194H18V193H16ZM16 194H15V195H16ZM37 194H38V193H37ZM77 194H78V193H77ZM86 194H87V193H86ZM107 194H108V193H107ZM120 194H121V193H120ZM122 194H123V193H122ZM127 194H128V193H126V195H127ZM139 194H140V193H139ZM157 194H158V193H157ZM157 194H156V195H157ZM7 195H9V194H6V196H7ZM13 195H14V194H13ZM20 195H21V194H20ZM55 195H56V194H55ZM91 195H92V194H91ZM99 195H101V194H99ZM132 195H133V194H132ZM156 195H155V196H156ZM2 196H3V195H2ZM6 196H5V197H6ZM26 196H27V193H26ZM38 196H40V195L38 194ZM38 196H37V197H38ZM41 196H42V198H43L45 195L43 196V194H42ZM58 196H59V195H58ZM76 196H77V195H76ZM78 196H79V195H78ZM81 196H82V195H81ZM88 196H89V194H88ZM88 196H87V197H88ZM102 196H103V195H102ZM115 196H117V195H115ZM120 196H121V195H120ZM135 196H136V195H135ZM145 196H146V195H145ZM149 196H150V195H149ZM153 196H154V194H153ZM153 196H152V198H153ZM0 197H1V196H0ZM5 197H4V199H5ZM9 197H10V196H9ZM9 197H7V198H9ZM11 197H12V195H11ZM11 197H10V198H11ZM21 197H25V196L22 195ZM21 197H20V198H21ZM28 197H29V194H28ZM30 197H29V198H30ZM45 197H46V196H45ZM52 197H55V196H52ZM60 197H61V196H60ZM100 197H101V196H100ZM107 197H108V196H106V198H107ZM122 197H123V196H122ZM122 197H121V198H122ZM124 197H125V195H124ZM127 197H128V196H127ZM141 197H142V196H141ZM18 198H19V197H18ZM20 198H19V202H20V200H21ZM42 198H41V200H42ZM49 198H50V197H49ZM78 198H79V197H78ZM80 198H81V197H80ZM88 198H89V197H88ZM88 198H87V199H88ZM116 198H119V197H116ZM129 198H131V197H129ZM136 198H137V197H136ZM139 198H140V197H139ZM156 198H157V197H155V199H156ZM2 199H3V197H2ZM12 199H13V198H11V200H12ZM16 199H17V198H16ZM23 199H24V198H23ZM25 199H26V197H25ZM25 199H24V200H25ZM45 199H46V198H45ZM57 199H58V198H57ZM60 199H61V198H60ZM60 199H59V200H60ZM68 199H69V198H68ZM134 199H135V198H134ZM142 199H143V198H142ZM150 199H151V198H150ZM6 200H7V199H6ZM14 200H15V199H14ZM17 200H18V199H17ZM28 200H30V199H28ZM32 200H33V197H32ZM32 200H31V201H32ZM76 200H77V199H76ZM76 200H75V201H76ZM95 200H96V199H95ZM118 200H119V199H118ZM120 200H121V199H120ZM127 200H128V198H127ZM130 200H131V199H130ZM132 200H133V199H132ZM136 200H137V199H136ZM145 200L148 201L147 198H146ZM145 200H144V201H145ZM153 200H154V199H152V200H150V201L152 202ZM156 200H157V199H156ZM2 201H3V200H2ZM33 201H34V200H33ZM35 201H36V200H35ZM37 201H38V200H37ZM51 201H52V200H51ZM80 201H82V200L79 199V203L77 202V204H80V203H81ZM83 201H84V200H83ZM87 201H88V200H87ZM114 201H116V200H114ZM124 201H125V199H124ZM128 201H129V200H128ZM14 202H15V204L18 203L16 200H15ZM25 202H27L28 204L32 203V202L29 203L28 201H25ZM25 202H23V203H25ZM42 202H43V201H42ZM52 202H53V201H52ZM58 202H59V201H58ZM58 202H57V203H58ZM91 202H92V200H91ZM111 202H112V201H111ZM130 202H131V201H130ZM130 202H129V203H130ZM135 202H136V201H135ZM140 202H141V201H140ZM148 202H149V201H148ZM154 202H155V201H154ZM21 203H22V201H21ZM21 203H19V205H20ZM36 203H37V202H36ZM36 203L33 202L32 204H36ZM45 203H46V202H45ZM49 203H50V202H49ZM62 203H63V201H62ZM82 203H83V202H82ZM127 203H128V202H127ZM131 203H132V202H131ZM131 203H130V204H131ZM141 203H142V202H141ZM146 203H147V202H146ZM152 203H153V202H152ZM0 204H1V203H0ZM4 204H5V203H4ZM6 204H7V203H6ZM11 204H12V203H11ZM37 204H39V202H38ZM40 204H41V202H40ZM53 204H54V203H53ZM58 204H59V203H58ZM99 204H100V203H99ZM122 204H123V202H122ZM122 204H121V205H122ZM138 204H139V203H138ZM1 205H2V204H1ZM46 205H47V207H48L49 204H46ZM67 205H68V204H67ZM83 205H84V204H83ZM83 205H82V206H83ZM97 205H98V204H97ZM112 205H113V204H112ZM123 205H124V204H123ZM145 205H146V204H145ZM153 205H154V204H153ZM6 206H7V205H6ZM11 206H12V205H11ZM41 206H42V205H41ZM41 206H40V207H41ZM56 206H57V205H56ZM74 206H75V205H74ZM74 206H73V207H74ZM92 206H93V205H92ZM130 206H131V205H130ZM147 206H148V205H147ZM151 206H152V205H151ZM2 207H3V206H2ZM4 207H5V206H4ZM27 207H29V205H28ZM33 207H35V206H33ZM33 207H32V208H33ZM43 207H44V206H43ZM52 207H53V206H52ZM73 207H70V208H71V211H72V208H73ZM95 207H96V206H95ZM100 207H101V206H100ZM109 207H110V206H109ZM117 207H118V206H117ZM122 207H123V206H122ZM139 207H141L140 204H139ZM143 207H145V206L143 205ZM8 208H9V206H8ZM10 208H11V207H10ZM13 208H15V205H14ZM22 208H23V207H22ZM25 208H26V207H25ZM29 208H30V207H29ZM37 208H38V206H37ZM41 208H42V207H41ZM48 208H49V207H48ZM50 208H51V207H50ZM70 208H69V210H70ZM74 208H75V207H74ZM74 208H73V209H74ZM76 208H77V207H76ZM76 208H75V209H76ZM80 208H81V205H80ZM80 208H79V209H80ZM91 208H92V207H91ZM102 208H103V207H102ZM148 208H150V207H148ZM152 208H153V207H151L150 209H152ZM17 209H18V210H21V208H18V206H17ZM17 209H15V210H17ZM38 209H39V208H38ZM51 209H52V208H51ZM65 209H66V208H65ZM75 209H74V212L76 211ZM82 209H83V208H82ZM99 209H100V208H99ZM115 209H116V208H115ZM125 209H126V208H125ZM139 209H140V208H139ZM142 209H143V208H142ZM11 210H13V209H11ZM23 210H24V209H23ZM26 210H28V208H27ZM34 210H35V209H34ZM40 210H41V209H40ZM66 210H67V209H66ZM80 210H81V209H80ZM80 210H79V211H80ZM87 210H89V209H87ZM104 210H105V209H104ZM112 210H113V209H112ZM120 210H121V209H120ZM145 210H146V207H145ZM145 210H144V211H145ZM148 210H149V209H148ZM0 211H1V210H0ZM37 211H38V210H37ZM53 211H54V210H53ZM79 211H78V213H79ZM140 211H141V210H140ZM146 211H147V210H146ZM146 211H145V212H146ZM150 211H151V210H150ZM153 211H154V209H153L152 212H150V213H153ZM1 212H2V211H1ZM21 212H22V210H21ZM24 212H25V210H24ZM30 212H31V211H30ZM58 212H59V211H58ZM89 212H90V211H89ZM93 212H94V211H93ZM98 212H99V211H98ZM98 212H97V214H98ZM104 212H105V211H104ZM108 212H109V211H108ZM113 212H114V210H113ZM147 212H148V211H147ZM22 213H23V212H22ZM26 213H27V212H26ZM40 213H41V212H40ZM40 213H39V214H40ZM43 213H44V212H43ZM46 213H47V212H46ZM46 213H45V214H46ZM61 213H62V212H61ZM76 213H77V212H76ZM105 213H107V212H105ZM2 214H3V216H4V209H3V213H2ZM6 214H7V212H6ZM8 214H9V212H8ZM10 214H11V216H12L13 213L10 212ZM67 214H68V211H67ZM91 214H92V213H91ZM94 214H95V213H94ZM139 214L141 215L140 212H139ZM142 214H143V213H142ZM146 214H148V213H146ZM16 215H17V213H16ZM22 215H23V214H22ZM24 215H26V214L24 213ZM37 215H38V214H37ZM52 215H55V214H52ZM68 215H69V214H68ZM106 215H107V214H106ZM144 215H145V214H144ZM152 215H153V214H152ZM9 216H10V215H8L7 218H8ZM17 216H18V215H17ZM26 216H27V215H26ZM26 216H25V217H26ZM29 216H30V215H29ZM29 216H28V217H29ZM31 216H32V215H31ZM31 216H30V217H31ZM47 216H48V215H47ZM47 216H46V217H47ZM71 216H72V215H71ZM74 216H75V214H74ZM107 216H108V215H107ZM109 216H111V215H109ZM112 216H113V215H112ZM146 216H147V215H146ZM13 217H14V216H13ZM13 217H12V218H13ZM21 217H22V216H21ZM30 217H29V218H30ZM35 217H36V216H35ZM96 217H97V216H96ZM98 217H99V216H98ZM123 217H124V216H123ZM138 217H139V216H138ZM141 217H142V216H141ZM3 218H4V217H3ZM10 218H11V217H10ZM12 218H11V219H12ZM15 218H16V216H15ZM15 218H14V219H15ZM42 218H43V217H42ZM52 218H53V217H52ZM52 218H51V219H52ZM56 218H57V217H56ZM69 218H71V217H69ZM109 218H110V217H109ZM109 218H108V219H109ZM124 218H125V217H124ZM143 218H144V216H143ZM143 218H142V219H143ZM4 219H5V218H4ZM4 219H3V220H4ZM19 219H20V216H19ZM32 219H33V218H32ZM37 219H38V218H37ZM43 219H44V218H43ZM54 219H55V218H54ZM94 219H95V218H94ZM113 219H114V218H113ZM138 219H140V218H138ZM0 220H1V218H0ZM17 220H18V219H17ZM25 220H26V219H25ZM52 220H53V219H52ZM76 220H78V219H76ZM95 220H96V219H95ZM116 220H117V219H116ZM136 220H137V219H136ZM146 220H147V219H146ZM5 221H6V220H5ZM9 221L11 222V220H9ZM12 221H13V219H12ZM20 221L23 222V221H24V218H23V220H20ZM26 221H27V220H26ZM33 221H34V220H33ZM37 221H38V220H37ZM40 221H41V220H40ZM73 221H75V220H73ZM86 221H87V220H86ZM110 221H111V220H110ZM127 221H128V220H127ZM139 221H140V220H139ZM142 221H143V220H142ZM22 222H21V224H22ZM34 222H35V221H34ZM34 222H33V223H34ZM75 222H76V221H75ZM81 222H82V221H81ZM93 222H94V221H93ZM136 222H137V221H136ZM148 222H149V221H148ZM5 223H6V222H5ZM7 223H8V221H7ZM13 223H14V221H13ZM13 223H12V224H13ZM89 223H90V222H89ZM97 223H98V222H96V224H97ZM104 223H105V222H104ZM113 223H115V222L113 221ZM145 223H146V222H145ZM3 224H4V223H3ZM17 224H20V223L17 222ZM17 224H16V225H17ZM24 224H25V223H24ZM29 224H30V223H29ZM69 224H70V223H69ZM69 224H68V226H70ZM72 224H73V222H72ZM93 224H94V223H93ZM98 224H99V223H98ZM98 224H97V226H98ZM110 224H112V223H110ZM138 224H139V223H138ZM140 224H141V223H140ZM8 225H9V223H8ZM8 225H7V227L10 228ZM10 225H11V224H10ZM41 225H42V224H41ZM75 225H76V224H74V226H75ZM86 225H87V223H86ZM86 225H85V226H86ZM91 225H92V224H91ZM91 225H90V226H91ZM108 225H109V224H108ZM113 225H114V224H113ZM130 225H131V224H130ZM135 225H136V223H135ZM135 225H134V226H135ZM22 226H23V224H22ZM25 226H26V225H25ZM28 226H29V225H28ZM28 226H27V228H28ZM31 226H32V225H31ZM33 226H34V225H33ZM35 226H36V224H35ZM43 226H44V224H43ZM43 226H42V227H43ZM49 226H50V225H49ZM94 226H95V225H94ZM116 226H117V225H116ZM128 226H129V225H128ZM134 226H131V228H132V227L134 228ZM0 227H1V226H0ZM12 227H15V226L13 225ZM18 227H19V226H18ZM18 227H17V229H18ZM36 227H37V226H36ZM36 227H35V228H36ZM77 227H78V226H77ZM83 227H84V226H83ZM113 227H114V226H113ZM124 227H125V226H124ZM129 227H130V226H129ZM3 228H4V227H3ZM15 228H16V227H15ZM20 228H21V227H20ZM22 228H23V227H22ZM29 228H30V226H29ZM32 228H33V227H32ZM35 228H34V229H35ZM84 228H85V227H84ZM92 228H93V227H92ZM95 228H96V227H95ZM126 228H127V227H126ZM23 229H24V228H23ZM41 229L43 230V228H41ZM44 229H46V228H44ZM78 229H80V228H78ZM81 229H82V228H81ZM135 229H136V228H135ZM4 230H5V229H4ZM18 230H19V229H18ZM18 230H16V232H17ZM25 230H27L26 227H25ZM28 230H29V229H28ZM28 230H27V231H28ZM104 230H106V232L108 231V230L105 229V228H104ZM110 230H111V229H110ZM130 230H132V229H130ZM0 231H1V230H0ZM5 231H7V230H5ZM9 231H11V230H9ZM19 231H20V230H19ZM21 231H22V230H21ZM21 231H20V235H21L22 233L24 234V232L21 233ZM30 231H31V230H30ZM32 231H34V230H32ZM38 231H39V230H38ZM38 231H37V235H38ZM119 231H120V230H119ZM132 231H133V230H132ZM134 231H135V230H134ZM1 232H2V234H3V230H2ZM12 232H14V230H13ZM25 232H26V231H25ZM39 232H40V231H39ZM41 232H42V231H41ZM55 232H56V231H55ZM61 232H62V231H61ZM81 232H82V230H81ZM88 232H89V231H88ZM88 232H87V233H88ZM112 232H113V230H112ZM4 233H5V232H4ZM7 233H8V232H7ZM7 233H5V234H7ZM35 233H36V231H35ZM85 233H86V232H85ZM102 233H103V232H102ZM23 234L21 235V238L23 237ZM42 234H43V233H42ZM59 234H60V233H59ZM59 234H58V235H59ZM71 234H72V233H71ZM77 234H78V233H77ZM83 234H84V231H83ZM100 234H101V233H100ZM105 234H106V233H105ZM0 235H1V234H0ZM3 235H4V234H3ZM7 235H8V234H7ZM10 235H11V234H10ZM12 235H13V234H12ZM14 235H15V234H14ZM16 235H17V233H16ZM32 235H33V234H32ZM39 235H40V234H39ZM39 235H38V236H39ZM46 235H47V234H46ZM46 235H45V236H46ZM74 235H75V234H73V236H74ZM79 235H80V233H79ZM113 235H114V234H113ZM121 235H122V234H121ZM132 235H133V234H132ZM5 236H6V235H5ZM17 236H18V235H17ZM28 236H29V235H28ZM87 236H88V235H87ZM91 236H92V235H91ZM100 236H102V235H100ZM107 236H109V235L107 234ZM107 236H106V237H107ZM111 236H112V235H111ZM114 236H115V235H114ZM119 236H120V235H119ZM119 236H118V237H119ZM123 236H124V234H123ZM1 237H2V235H1ZM47 237H49V236H47ZM59 237H60V236H59ZM59 237H58V239H59ZM77 237H78V236H77ZM79 237H80V236H79ZM79 237H78V239H79ZM97 237H98V236H97ZM103 237H104V236H103ZM118 237H117V238H118ZM121 237H122V236H121ZM3 238H5V237H3ZM3 238H1V239L3 240ZM9 238H10V237H9ZM9 238H8L9 243H10V242L13 243L12 241H10V240H12V239H9ZM11 238H12V237H11ZM18 238H20V236H19ZM26 238H27V237H26ZM32 238H33V237H32ZM53 238H54V237H53ZM55 238H56V237H55ZM68 238H69V237H68ZM71 238H72V237H71ZM81 238H82V236H81ZM81 238H80V239H81ZM85 238H86V237H84V240H85ZM98 238H99V237H98ZM98 238H96V239H98ZM108 238H109V237H108ZM112 238H114V237L112 236L111 239H112ZM122 238H123V237H122ZM124 238H127V237L125 236ZM15 239H16V237H15ZM29 239H30V238H29ZM74 239H75V238H74ZM74 239H73V241H74ZM102 239H103V238H102ZM109 239H110V238H109ZM118 239H119V238H118ZM129 239H130V236H129ZM17 240H18V239H17ZM31 240H32V239H31ZM113 240L116 242L115 239H113ZM120 240H121V238H120ZM125 240H126V239H125ZM4 241L6 242L7 240L4 239ZM13 241H14V240H13ZM26 241H27V240H26ZM52 241H53V240H52ZM56 241H57V240H56ZM71 241H72V240H71ZM78 241H80V240H78ZM78 241H75L74 244H75L76 242H78ZM87 241H88V239H87ZM98 241H99V240H98ZM114 241L112 242V244L114 243ZM123 241H124V240H123ZM127 241H129L128 238H127ZM127 241H126V242H127ZM14 242H15V241H14ZM48 242H49V241H48ZM54 242H55V240H54ZM60 242H61V241H60ZM68 242H69V241H68ZM95 242H97V241L95 240ZM101 242H102V240H101ZM11 243H10V245H11ZM27 243H28V241H27ZM42 243H43V242H42ZM56 243H57V242H56ZM61 243H62V242H61ZM61 243H60V244H61ZM87 243H89V242H87ZM105 243H106V241H105ZM107 243H108V242H107ZM110 243H111V242H110ZM119 243H120V242H119ZM119 243H117V246H118ZM7 244H8V243H7ZM20 244H22V242H21ZM28 244H29V243H28ZM36 244H37V243H36ZM52 244H53V243H52ZM65 244H66V243H65ZM74 244L72 243L71 246L74 245ZM84 244H85V243H84ZM84 244H83V245H84ZM92 244H94V242H93ZM92 244H91V245H92ZM108 244H109V243H108ZM125 244H126V243H125ZM3 245L5 246V244H1L0 246H3ZM17 245H18V244H17ZM43 245H44V243H43ZM54 245H55V247H54ZM54 245H53V246L51 245V246H52L53 248H56V244H54ZM96 245H97V244H96ZM99 245H100V243H99ZM104 245H106V244H104ZM104 245H103V246H104ZM120 245H121V243H120ZM120 245H119V246H120ZM38 246H39V245H38ZM60 246H61V245H60ZM66 246H67V245H64L65 248H66ZM85 246H87V245H85ZM89 246H90V245H89ZM89 246H88V247H89ZM94 246H95V244H94ZM100 246H101V245H100ZM115 246H116V245H115ZM123 246H124V245H123ZM125 246H126V245H125ZM6 247H7V246H6ZM8 247H9V246H8ZM8 247H7V248H8ZM11 247H12V246H11ZM19 247H22V246H19ZM25 247H26V246H25ZM27 247H28V246H27ZM35 247H36V246H35ZM42 247H43V246H42ZM73 247H74V246H73ZM92 247H93V245H92ZM92 247H90V248L92 249ZM98 247H99V246H98ZM98 247H97V248H98ZM105 247H106V246H105ZM112 247H113V246H112ZM9 248H10V247H9ZM71 248H72V247H71ZM71 248L69 249V251L71 250ZM119 248H120V247H119ZM119 248H118V249H119ZM5 249H6V248H4L3 250H5ZM37 249H38V248H37ZM61 249H62V248H61ZM61 249L59 248V250H61ZM63 249H64V248H63ZM81 249H82V248H81ZM81 249H80V250H81ZM88 249H89V248H88ZM88 249H87V252H89V250H90V249H89V250H88ZM102 249H103V247H102ZM112 249H113V248H112ZM11 250H13V249H11ZM43 250H44V249H43ZM52 250H54V249H52ZM65 250H66V249H65ZM98 250H99V249H98ZM104 250H105V249H104ZM107 250H108V249H107ZM1 251H2V249H1ZM6 251H7V249H6ZM16 251H17V250H16ZM56 251H57V250H56ZM56 251H55V252H56ZM83 251H84V250H83ZM91 251H92V250H91ZM96 251H97V250H96ZM113 251H114V250H113ZM115 251H116V250H115ZM10 252H11V251H10ZM18 252H20V250H19ZM34 252H36V250H35ZM49 252H50V251H49ZM55 252H53V253H55ZM64 252H65V251H64ZM79 252H80V251H79ZM92 252H93V251H92ZM94 252H95V251H94ZM103 252H104V251H103ZM0 253H3V252H0ZM5 253H6V252H5ZM5 253H4V254H5ZM8 253H9V251H7V256H8ZM22 253H23V252H22ZM22 253H21V254H22ZM25 253H26V252H25ZM29 253H30V252H29ZM44 253H45V252H44ZM68 253H69V252H68ZM84 253H85V252H84ZM110 253H111V252H110ZM18 254H19V253H18ZM32 254H33V253H32ZM47 254H48V253H47ZM58 254H59V253H58ZM58 254L56 253V255H54V254H53V255H54V257H56ZM71 254H72V253H71ZM71 254H69V255H71ZM80 254H81V253H80ZM95 254H96V253H95ZM103 254H104V253H103ZM115 254H116V253H115ZM15 255H16V254H15ZM38 255H40V254H38ZM41 255H42V254H41ZM72 255H73V254H72ZM84 255H85V254H84ZM112 255H113V253H112ZM7 256H6V257H7ZM22 256H23V255H22ZM22 256H21V259L23 258ZM34 256H35V255H34ZM34 256H33V257H34ZM45 256H46V255H45ZM49 256H50V255H49ZM51 256H52V255H51ZM60 256H61V255H60ZM67 256H68V255H67ZM74 256H75V257L78 256L77 253H76V255H74ZM82 256H83V255H82ZM96 256H97V255H96ZM10 257H11V256H10ZM18 257H19V255H18ZM39 257H40V256H39ZM39 257H38V258H39ZM57 257H58V256H57ZM71 257H72V256H71ZM83 257H85V256H83ZM89 257H90V255H89ZM94 257H95V255H94ZM94 257H93L92 259H95ZM110 257H111V256H110ZM113 257H114V256H113ZM113 257H111V258H113ZM7 258H8V257H7ZM50 258L52 259V257H50ZM97 258H98V257H97ZM116 258H117V257H115V259H116ZM1 259L3 260V258H1ZM5 259H6V258H5ZM15 259H16V258H15ZM23 259H24V258H23ZM28 259H29V258H28ZM35 259H36V258H35ZM46 259H47V258H46ZM51 259H50V260H51ZM90 259H91V258H90ZM107 259H108V258H107ZM11 260H12V259H11ZM17 260H19V258H18ZM17 260H16V261H17ZM40 260H41V258H40ZM73 260H74V259L72 258V261H73ZM76 260H77V259H76ZM97 260H98V259H97ZM113 260H114V258L112 259L111 262H113ZM4 261H5V260H4ZM6 261H7V260H6ZM8 261H9V260H8ZM33 261H34V260H33ZM52 261H53V260H51V263H50V264L53 263ZM64 261H65V260H64ZM69 261H70V260H69ZM84 261H85V258H84ZM88 261H89V260H88ZM95 261H96V259H95ZM105 261H106V259H105ZM107 261H108V260H107ZM114 261H115V260H114ZM12 262H13V261H12ZM18 262H19V261H18ZM29 262H30V261H29ZM48 262H49V261H48ZM73 262H74V261H73ZM78 262H79V261H78ZM85 262H86V261H85ZM91 262H92V261H91ZM100 262H101V261H100ZM4 263H5V262H3L2 264H4ZM6 263H8V262H6ZM6 263H5V264H6ZM20 263H21V262H20ZM38 263H39V261H38ZM68 263H69V262H68ZM109 263H110V260H109ZM109 263H108V264H109ZM8 264H9V263H8ZM16 264H17V263H16ZM36 264H37V263H36ZM42 264H43V263H42ZM44 264H45V263H44ZM57 264H58V263H57ZM59 264H60V263H59ZM71 264H72V262H71ZM74 264H75V262H74ZM77 264H78V263H77ZM81 264H82V263H81ZM90 264H91V263H90ZM94 264H95V263H94ZM96 264H98L97 261H96ZM110 264H111V263H110Z\"/></svg>",
	"mask_w": 264,
	"mask_h": 264
}]
</instances>
